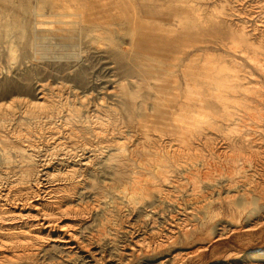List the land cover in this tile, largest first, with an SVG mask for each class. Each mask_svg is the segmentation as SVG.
Listing matches in <instances>:
<instances>
[{
    "label": "bare ground",
    "instance_id": "1",
    "mask_svg": "<svg viewBox=\"0 0 264 264\" xmlns=\"http://www.w3.org/2000/svg\"><path fill=\"white\" fill-rule=\"evenodd\" d=\"M37 1L38 4L35 5V7L30 11L27 9L28 16L19 22V32L17 31V34L22 38L27 36L25 41H21V62L31 61L33 59L36 60L39 48L51 49L50 46L52 43H50L49 39H54L56 41L54 45L59 47L71 49L82 46L91 47L95 41L94 32L96 33L102 30V27L93 23L95 21L92 18L94 10L97 12L100 7L105 13L108 9L106 7V0L101 1L100 4L87 2L86 0H51L49 9L45 8L40 0ZM224 2L221 3L222 5L224 4L223 6L225 8L228 2ZM114 4L117 6L116 11L118 14L129 15L133 22L140 21L136 5L129 0H115ZM23 6L24 5L20 4L18 9L23 10ZM64 10H68V13H63L62 11ZM173 12H175V10ZM99 13L101 15L102 12L100 11ZM47 16L58 18V22L60 23L58 27L54 25L56 28L53 26L54 30L52 33H46L39 28L43 21L41 18H47ZM99 16H94V18L96 17L99 20V18H101ZM66 17H68V20H64ZM263 18H261L262 21H256L253 24H248V19L241 20L239 23L235 22L234 24L228 23L225 20L224 24L220 22L221 24H208L209 26L202 25L199 27L190 23L191 20L188 10L184 8L180 10V15H178V23L174 25L167 24L165 21L157 23L141 22L139 27H144L147 32L134 33L128 41H124V39L121 38L119 44L122 46L119 48V52L116 53L117 57L124 56L128 53L136 55L137 59L145 66V69H137L136 73H127L125 77L134 79L136 89L131 90L125 87L123 83L118 84L120 89H123L122 92L126 94V98L123 99V102L120 101L123 104L127 120L125 123L123 122V124H121L122 120L120 121L118 118V112H111L113 107L111 108L108 103L106 108H102V102L105 104L102 95L100 96L99 94L97 96H99V98L101 97L103 100L97 98L100 102L91 104L98 108L92 111L93 109L89 104L86 105L82 103L85 101V96H90V93L88 94V92L81 90L79 92H82V94L79 95L81 97L78 100L79 104L74 103L75 97H79L77 96L79 93L76 96L73 94V99L68 97L72 99L70 103L67 98H65L67 96H62V94H60V96H62L60 97L58 94L49 95L44 92L46 82L40 84L39 91L30 99L10 94V97L7 99V104L1 105L0 102V132H4V135H2L1 148L4 156L10 152H14L16 156H19V159L13 160L14 167L8 166L9 171H11V173H6L8 177H6L5 180L0 178V264H15L24 254L29 258L34 257L35 253H39L37 249L40 248L42 244L41 241L51 236L50 233L53 228H58V230H56L54 235L55 240L52 244H55L60 252L65 253L66 256L78 254V256L84 259L82 264H104L102 261L105 259L106 254H100L93 247H86V244L83 243L78 236L79 230L76 232V229L65 227V224H62V219L65 217V214L67 215L68 212L75 211L71 207H66L67 205L65 206V203L68 201L69 195L79 190L77 187L79 184L77 180L79 179L77 178L81 176L79 172L82 171V166L90 165L100 154L104 156L102 160L108 162L114 160L116 162L115 173H117L119 178L129 179L131 182L130 186L132 187L130 188L132 190L131 193L129 192L127 194L130 197L133 195H143V193L148 194V190L151 188L159 189L160 186L156 184L157 182H153L154 179L157 178V175L165 179L175 178L177 174H187V172H190L189 170L191 169L187 168V165L189 162L188 159L193 156L192 154L196 155L198 158V155L202 157L204 164L203 169L205 166L208 172L209 169L216 168V164L219 163L217 160L220 158H224L226 163L229 157H234V164L232 163L234 166L232 164V167L229 165L234 173L231 169L230 172L235 176H240L244 175L245 170H249L248 168L250 167L253 172L252 177L255 178L256 187L263 190L264 81H260V79L256 78L258 74L246 69L247 66L236 59L231 62L234 64H231V67L224 66L225 68L228 67L232 72L230 74L225 73V76L222 77L224 79L222 82L216 81V79L214 82H210L209 79L208 82L204 80L200 82L204 78L203 76L200 81H196L194 78L195 74L193 73V69L197 67L196 64V67L194 66V60H198V57L202 54L201 50H203L197 49V47L207 43H215L228 46L230 49L237 51L240 55L245 56L246 59L248 58L259 70L260 75L264 77ZM105 19L106 18H104V20ZM107 19L106 21H108ZM100 21L101 20H99L98 23ZM250 31H252V33ZM250 35H252L251 38L254 37L253 40L250 38ZM6 37H10V35L8 34ZM4 43L6 45L8 57L11 60H15L18 50L17 45L10 39H5ZM204 50L207 51V49ZM108 51H106V53H109ZM83 53H85V51ZM214 56L216 59L218 58V56ZM206 57L208 58L209 55H206ZM212 58H210V60ZM203 67L204 66H202V68ZM207 67L206 70L203 68L202 73H205L204 70L207 71L210 69V66L208 69ZM139 71H145L148 75L144 78L138 77L137 74ZM196 71L198 72L197 69ZM178 72L181 73V77L178 75ZM211 76L216 77V75L212 74ZM248 76L253 78L252 86H248L244 81L247 80L246 78ZM197 77L196 79L199 80L200 77ZM229 77L235 82L232 83L227 80ZM139 79H141V81H139ZM149 79H151L152 82H150ZM249 82L251 81H248V83ZM6 84L7 83L2 85V91L5 90ZM142 84L150 88L153 93L143 95V93L140 92L143 86ZM58 86L60 87L61 85ZM61 87L64 88L65 85ZM61 87L58 89H61ZM249 87L251 88L249 89ZM48 89L50 91V87H48ZM247 89L254 93V97L246 96V92H248ZM106 90L105 92L108 91ZM237 90L244 91L239 99L236 97L244 108H236L237 110L234 109L235 111L233 110L232 113H229L228 105L225 103V100L227 101L228 99V101H231L229 100L231 98V93ZM73 91H75V89ZM192 92H195L193 94L196 95L198 93L200 96L194 99L191 96ZM212 95L218 96L216 100L218 103L221 99V107L222 109L224 107L226 110V112H222L221 114L224 119L222 124L228 128L223 131V136L220 139L223 142V144L221 142L222 147L219 146L221 149L214 147L215 136H213L212 132L208 131L207 133L203 129L192 128L191 126V117H194L193 115L204 118V121L211 126L212 124L217 125L219 121H217V118L215 119V116L218 115L219 111L213 102L214 99ZM149 99L151 100L150 102H148ZM247 108L248 111L249 109H251V111H246ZM136 111L138 112L135 113ZM60 113H64L61 116L60 122L54 124V119L59 117ZM64 116H67V118ZM137 117L140 118L137 119ZM212 117L214 119H212ZM142 118L145 119L143 123ZM232 118L235 119L232 120ZM22 122H34L39 125L43 124V122L49 125L51 124V127H49L51 131L47 135L45 134L46 130L40 131L39 127L38 130L31 131L29 126H27L25 132L21 130L17 131V126L22 124ZM75 123H80L81 125L75 128L73 127ZM127 127L129 130L126 129ZM143 127H151L156 132H147L145 129L142 130ZM36 128L38 127H35V129ZM201 145L205 146L203 149L207 148V154L201 151ZM243 147L244 150L242 151L241 148ZM245 147L251 150V154L246 153ZM234 148H237V152ZM45 152L48 153V156L50 154L56 157V161L51 162V159L42 157L47 154H44ZM240 154L241 156H239ZM171 162L178 165V167L175 169L169 168ZM59 165H62V167H59ZM226 167L227 169L229 168L228 166ZM31 170L33 172H31ZM38 175L39 177H37ZM67 178L71 179L66 181ZM232 178L228 179L226 182V185L228 184L227 186H229L231 181L236 180ZM223 186L225 187V185ZM82 187L81 185V188ZM64 189L66 190V196H68H64L65 199H63V194L62 196H58L59 194L57 195V192ZM257 190L255 191L258 192ZM260 193L256 194L259 199L262 198L263 194ZM230 196L231 195H229V197ZM244 196L246 197V195ZM193 198L197 199V197L194 196ZM72 199L74 200V198ZM68 202L71 203L72 200ZM177 202L175 201L176 204ZM9 203H12V205L10 206ZM189 211L190 209L188 212ZM188 212L185 211L183 215L186 217ZM174 215L175 213L169 214L171 221H174ZM237 218L238 217H236V219ZM257 218H253L254 221ZM2 221H7L6 223L8 224H1ZM67 223L70 222L67 220ZM204 224L205 223H202L201 225ZM72 225H79V220L72 223ZM254 225L251 226L253 227ZM259 225L255 226L258 227ZM240 227L231 221L228 229H226V231L224 229V232H228V230L238 231ZM168 228V233L165 236V240H163L168 242V245H170V243L174 244L179 239H183L184 241H188L189 239L192 240L196 235L195 237H197V240L193 239L191 246H187L188 248L186 247V250L180 251L182 252L181 254L185 256L193 254L201 255L207 248L209 242L218 241L226 237V235L223 236V226L219 228L220 230L218 232L216 231V233H214L209 231L210 235L207 233L203 237L198 236L203 232V227L200 228L195 224L174 223V226ZM245 230H247V228ZM131 232L136 233L137 231L135 228H132ZM159 232H161V230ZM141 243L150 249H156L162 245L159 243L154 246L149 241L145 242V237L141 233V237L132 241V245L129 248H127V244H121L119 257L122 256L121 254L132 256L134 253H139L141 250ZM52 244L50 246H52ZM177 255L178 252H173L172 256L170 255L172 261L176 263L179 257H177ZM181 258L182 257H180V259ZM125 263L128 264L127 262H123L122 264ZM214 264H264V250L260 253L244 254L237 259H231L227 256L224 262H215Z\"/></svg>",
    "mask_w": 264,
    "mask_h": 264
},
{
    "label": "rangeland",
    "instance_id": "2",
    "mask_svg": "<svg viewBox=\"0 0 264 264\" xmlns=\"http://www.w3.org/2000/svg\"><path fill=\"white\" fill-rule=\"evenodd\" d=\"M40 1L41 4L43 3L45 8L49 9V3L51 0H40ZM86 1L100 4L101 1L103 0H86ZM106 1H107L106 7L108 8L106 12L104 13V11L99 7V10L97 11L98 13L94 10V13L92 15L93 20H95L93 23H96L97 25L102 27V30L97 31L96 33L94 32L95 41L91 47L82 46V47H77L75 49H71L67 47H59L54 45L56 43L54 39H49L50 43H52V45L50 46L51 49L39 48L37 54V58L39 59L36 58V60L33 59L31 61L28 60L26 62L25 61L21 62L20 59L21 47H22L21 41H25L27 39V36H24L22 38L19 37V35L17 34V31L19 32V22H21L22 19H25L28 16L27 9H29L30 11L33 7H35V5L38 4V1L37 0H0V46H1L0 47L1 50L0 102L1 105L7 104V99L10 97V94H12L13 96L16 95L20 97L22 96L27 99L34 97V95L39 91L40 84H42V82L43 83L46 82L44 92H46L49 95L58 94L60 96V94H62V96H67L65 98H67V100L70 103L72 102L73 94L74 96H76L81 90L88 92V94L90 93V96L86 95L88 98L85 96L84 98L85 101H83L82 103L86 105L89 104L93 109L92 111H95L98 108L92 106L91 104H93L94 102L95 103L100 102L99 100H101L102 98L101 97L99 98V96L97 95L99 94L100 96L102 95L104 99L102 100L105 103L103 104L102 102L103 105L102 108H106L108 103V105L111 108L112 107L114 108V110L112 108L111 112H115V111L118 112L117 114L118 118L120 121L122 120L121 124H123V122L125 123V121H127L122 104L123 99L126 98V94L122 92L123 89H120V86L118 84L123 83L125 87L131 90L136 89L135 88L136 83L134 82V79H129L125 77L127 73L132 74V73H136L137 69L138 70L145 69V66L142 64V62L139 61V59H137L136 55L128 53L124 56L117 57L116 53L119 52L120 50L119 48L122 46L119 44V40H121V38H123L124 41H128L131 38V35L134 33L147 32V30H145L144 27H139L141 22L157 23V22L165 21L167 24L174 25L178 23V15H180V10L184 8L188 10L189 17L191 20L190 23H193L199 27L208 24L216 25L217 23L220 22L224 24L225 20L228 23L234 24L235 22L239 23L241 20L248 19V24H253L254 22L257 21L258 17L260 18V20L258 18L257 22L262 21L261 18L264 17V0H129L130 2L136 5L138 9L137 13L140 18V21L133 22L131 21V17L129 15L117 13L116 11L117 6L114 4L115 0H106ZM226 1L228 2V5H226L227 8L226 7L224 8L223 6L224 4L222 5L221 2L227 3ZM20 4L24 5L23 10L18 9ZM174 10L175 12H173ZM100 11L102 12L101 15L99 13ZM62 12L68 13V10H64ZM94 16L101 17L99 18V20L101 21L98 23L99 20L96 17L94 18ZM48 17L49 16H47V18ZM47 18L46 17L41 18V20L43 21L40 24L39 28L40 30L46 33H52L54 27L55 26L58 27L60 23L58 22V18L54 16H51L48 19ZM104 18L106 19L108 18L107 19L108 21H106V19L104 20ZM64 20H68V17L64 18ZM263 22H264V18H263ZM252 31L250 32L252 33ZM8 34L10 35V37H6V35ZM252 35H250V38L252 37ZM5 39H10L17 45L18 50H17V57L15 60H11L7 55L6 45L4 43ZM251 39L253 40L254 37ZM197 49H203V50H201L202 54L198 57V60L197 59L194 60L195 61L194 66L196 64V66L201 69L200 70L195 66L196 68L194 67L195 69H193L195 72L192 70L193 73L195 74L194 78L196 81H200L201 78L203 77L204 78L200 82H203V80L205 82L206 81L208 82V79L210 82L211 81L214 82L215 79L216 81H221V82L224 81V79L222 78L223 76H225L224 74L225 73L230 74L232 72V70L228 69V67L225 68L224 66L231 67L232 64L231 62L235 61L234 59L243 62L247 66L246 69L255 72L256 74H258V77L256 78L260 79V81H264L263 75H260L259 70L256 68V66L253 65V63L248 58L246 59L245 56L240 55L237 51H235L234 49H230L228 46H222L220 44H215V43H207L205 45L198 46ZM204 49H207V51ZM84 51L85 53H83ZM106 51H108L109 53H106ZM204 53L207 56L209 55L208 57L209 59L206 57ZM213 54L216 55V57L218 56V58L216 59ZM211 56L214 57L212 58ZM210 58L212 59L210 60ZM202 66H204L203 68L205 70L207 66L208 67L210 66L209 67L210 69H208L207 67L209 72L208 70L207 71L204 70V72L207 75L205 73H202L203 72ZM196 69L198 70V72L196 71ZM211 74L216 75V77L211 76ZM147 75L148 73H146L145 71H141V72L139 71V73L137 74V76L141 78H144ZM178 75L181 77L180 72H178ZM196 77L197 78L200 77L199 80L196 79ZM246 79L247 80L244 81L247 83V85L252 86L253 78L248 76ZM149 80L150 82H152L151 79ZM227 80L231 81L232 83L235 82L231 77L227 78ZM139 81H141V79H139ZM248 81L251 82L248 83ZM5 83H7L6 84L7 86L5 90L2 91V85H5ZM58 85H61L63 87L65 85V87L62 88L60 86L61 89H58L60 88ZM48 87H50V91ZM250 88L251 87H249V89ZM72 89L73 90L75 89V91L76 90L77 91L75 92ZM106 89L110 91L108 92ZM105 90L107 92H105ZM247 91L248 92L245 91L246 96L254 97V93L252 91H249L248 89ZM140 92L143 93V95H148L150 93H153L152 90H150V88L146 87L145 85L142 86ZM243 92L244 91L242 90H237L236 92L231 93V98H233L234 100L231 98L229 99L231 101H228V99L227 101L225 100V103L228 105L229 113H232L233 110L236 108L237 109L244 108L242 103L238 101L239 97L243 94ZM193 93L195 92H192L191 96L194 99L200 96L198 95V93L197 95ZM80 94H82V92L79 93L77 96H79ZM68 97L69 98L71 97L72 99H69ZM212 97L214 99L213 102L219 111L218 115L215 116V119L217 118V121H219L217 125L212 124L211 126L210 124L204 121L205 120L204 118L193 115L195 118L191 117V123H192L191 126L192 128L203 129L207 133L208 131L212 132L213 136H215L214 147L221 149L219 148V146L222 147L223 142L220 139L223 136V131L225 129H228L227 126L222 124L224 119L222 118L221 114L222 112H226V110L224 109V107L223 109L221 107L222 101L220 97H219L220 99L219 103L218 101H216L218 97L217 95L216 96L212 95ZM80 98H81L80 96L75 97L74 103L79 104L78 100ZM87 100L90 102H88ZM150 101L151 100L149 99L148 102ZM235 104L237 107L235 106ZM246 111H248V108L246 109ZM249 111H251V109H249ZM137 112L138 111H136L135 113ZM64 113H60V115L58 114L59 117L54 119L55 120L54 124L60 122L62 118L61 116ZM64 117L67 118V116ZM138 118L140 117H137V119ZM212 119L214 118L212 117ZM234 119L235 118H232V120ZM142 120L143 123L145 119L142 118ZM33 123L34 122L32 123L22 122V124L17 126V131L21 130L25 132L27 126H29L31 131L38 130L40 127L39 130L40 131L46 130L45 134L47 135L51 131V129L49 128L51 127V124L49 125L43 122V124L39 125L38 123L37 124L35 123L33 124ZM79 125L81 124L75 123L73 124V127L76 128ZM35 127L38 128L35 129ZM126 129L129 130L128 127ZM144 129L147 132H152V133L156 132L151 127L148 128L143 127L142 130ZM2 135H4L3 131L0 132V166H1L0 169H2L0 170V178L2 180H5V178L8 177L6 173L7 172L11 173V171H9L8 166H13L14 163L13 160L19 159V156H16L14 152H10L9 154H5L4 156L3 150L1 148L2 138H3ZM201 147H202L201 151L207 154L208 152L207 148L203 149L205 148V146L203 145H201ZM234 149L237 152V148ZM241 150L243 151L244 147L241 148ZM245 151L247 154H251V150L247 149V147H245ZM46 153L47 152H45L44 154ZM192 155L193 156H191V158L188 159L190 163L188 162L187 165V168L191 169L192 171L189 170L190 172H187V174L186 173L177 174V177L175 178L162 179V177H159L157 175L156 176L157 178H155L153 182H157L156 184L160 186L159 189L151 188L148 190L149 191L148 194L143 193L144 196L140 194L139 196L133 195L134 197L133 196L130 197L127 194L129 192L131 193L132 190L131 189L132 187L130 186L131 182L129 181V179L119 178L117 173H115L116 162L114 160L113 161L110 160L109 162L102 160L104 156L103 154H100L99 157L94 159L90 165L82 166L81 168L82 171L80 172L78 171L81 176H78L77 178L79 179L77 180V182L79 181L78 182L79 184L77 186L79 190H77V192H73V193L70 192L72 193L71 195H69L70 197L66 196L65 189L57 192V195L59 194L58 196H62L63 194V199H65V197H68L67 199L68 201L72 200L71 203L66 201L65 206L67 205L66 207H71L75 210L74 212H68L67 215L65 214V217L62 219L63 220L62 224H65L64 225L65 227H70L73 228L74 230L76 229V232L79 230L78 236L80 237V240H82L83 243L86 244V247L89 248L93 247L100 254L102 253L104 255L106 254L105 259L102 261L104 264L105 263L107 264L108 262H110L108 264H122L123 262H127L128 264H160V263L173 264L175 262L172 261L171 259L173 252H178L177 257L179 256L177 258L178 259L177 263L175 262L174 264H178V263L214 264L215 262L216 263L224 262L227 256L228 258L231 259L233 258L237 259L242 257V255L244 254L260 253L261 251H263L264 250V226H263L264 225L263 222L264 221V208H263L264 189L261 190L256 187L255 178L252 177L253 172L251 171L250 167L248 168L249 170H245L244 175L235 176L231 168L232 165L234 164L233 161L235 160V158L229 157L226 163L224 161V158H220L221 160L215 159L217 160V162L219 161V163H217L215 166L216 168L209 169L208 172L205 166L203 169L204 164L202 157L198 155L199 156L198 158L196 155L194 154ZM239 156H241V154ZM42 157L46 159H51V162L56 161V157H53L50 154L48 156V153ZM226 166H228L229 168L227 169ZM59 167H62V165H59ZM177 167L178 165H175L173 162L170 163L169 168L175 169ZM193 167L194 168L196 167L197 170L196 168L194 169ZM230 169L233 173L230 172ZM31 172L33 171L31 170ZM231 174L233 175V178ZM37 177H39V175ZM230 178L236 180L230 182L231 186L230 184L229 186H227L228 184L226 185V182ZM70 179L71 178H67L66 181ZM251 180L253 183L251 182ZM81 185L83 186L82 188ZM223 185H225V187ZM255 190H257L258 192H256ZM260 192H262L263 194ZM259 193L262 194V198L260 199L256 195ZM227 195L228 197L229 195H231L232 197L230 196L228 198ZM244 195H246V197ZM193 196L197 197L198 200L196 198H193ZM189 197L190 198L192 197L191 198L192 200ZM72 198H74V200ZM175 201L176 202L178 201L177 204L175 203ZM9 204L10 206L12 205V203ZM188 208L190 209L189 212H188L189 210ZM185 211L188 212L186 216L188 218H186L183 215ZM170 213H175L174 215L175 218H173L174 221H171V219L169 218ZM236 217L238 218L236 219ZM210 218L213 220H211ZM253 218L254 219L257 218V219L254 221ZM67 220L70 223H67ZM78 220H79V225H72V223H75ZM231 221L236 223L237 226L239 227L241 226L240 227L241 230L240 229L238 231L234 230L235 232L233 230L232 231L228 230V232H224V229L225 231L226 229H228V226ZM251 221H253L254 223ZM6 222L7 221H2L1 224L3 223L8 224ZM174 223H181V224L189 223V224H195L200 228L203 227L202 228L203 232H201L200 235H198L199 237H203L207 233H209L210 235V232L216 233V231L218 232L220 230L219 228L223 226V232H224L223 236L226 235V237L218 241L209 242L207 248L205 249V251H203L201 255L193 254V255L185 256L182 255L181 254L182 252L180 251H184L186 250L187 246L188 247L191 246L193 243V239L197 240V237H195L196 236L195 235L192 238V240L189 239L188 241L179 239L174 244L170 243V245H168L169 243L163 240H165V236L168 233L169 230L168 227L174 226ZM202 223L205 224L201 225ZM254 224L256 226L257 225L259 226L256 227ZM251 225H254L255 228L254 226L252 227ZM80 226L82 227V229ZM132 228L136 229L137 232L136 233L134 232L135 234L131 232ZM246 228L247 230H245ZM56 230H58V228L57 229L53 228L50 233L51 236L49 238L46 237L45 238L46 240L44 239L41 241L42 244L40 245V248L37 249L39 253L37 254L35 253L34 257L32 258H29L27 255L24 254L22 258H20L18 261L15 262V264H71V263L82 264L84 259L81 256H78V254L66 256L65 253L60 252L59 248L56 247L55 244L54 245L52 244L55 240L54 235L56 233ZM160 230L161 232H159ZM141 233L145 237V242L149 241L154 246L161 243L162 244L161 247L156 249H150L145 247V245L141 243L140 244L141 250L139 253H134L132 256L121 254L122 256L119 257V254L121 252V244L122 243L127 244V248H129L132 245V241L141 237ZM51 244L52 246H50ZM180 257L182 258L180 259Z\"/></svg>",
    "mask_w": 264,
    "mask_h": 264
}]
</instances>
